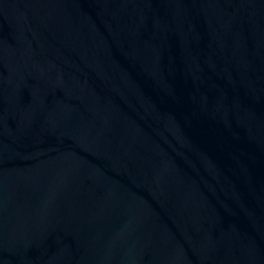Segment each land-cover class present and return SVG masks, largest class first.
I'll return each instance as SVG.
<instances>
[{
  "label": "water",
  "instance_id": "obj_1",
  "mask_svg": "<svg viewBox=\"0 0 264 264\" xmlns=\"http://www.w3.org/2000/svg\"><path fill=\"white\" fill-rule=\"evenodd\" d=\"M0 264H264V0H0Z\"/></svg>",
  "mask_w": 264,
  "mask_h": 264
}]
</instances>
